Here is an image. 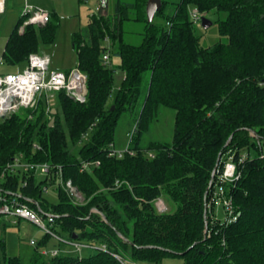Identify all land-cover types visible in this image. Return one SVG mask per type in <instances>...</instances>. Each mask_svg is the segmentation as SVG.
<instances>
[{"label":"trees","instance_id":"trees-1","mask_svg":"<svg viewBox=\"0 0 264 264\" xmlns=\"http://www.w3.org/2000/svg\"><path fill=\"white\" fill-rule=\"evenodd\" d=\"M148 1L118 0L114 15L101 9L73 34L78 67L88 78L85 103L60 92L51 109L55 116L40 103L37 110L0 123V176L20 155L51 166L48 177L33 172L8 176L4 187L21 192L20 201L31 208L54 214V230L63 238L109 250L48 259L41 253L51 239L45 235L29 264H122L113 254L135 264H161L169 258H181L184 264H264V0H180L171 15L172 2L161 0L155 18H163L164 25L148 21ZM193 9L226 14L218 30L228 42L202 47ZM50 14L47 25H30L23 33L20 17L3 50L5 65L24 66L42 45L54 43L60 22ZM131 20L145 23L138 46L124 41L123 25ZM115 47L124 74L116 91V68L103 63L104 54L112 56ZM159 106L176 111L173 142L142 148L141 136ZM128 110H139L130 148L134 154L111 157L115 128ZM245 153L241 179L225 186L232 189L238 219L225 225L207 206L217 190L216 176L205 194L216 166L221 170L229 156L238 161ZM84 162L100 164L82 171ZM59 168L83 203H74L65 185H58V204L45 198L44 188L56 185ZM24 180L27 185L21 188ZM163 197L176 208L159 214L155 201ZM0 264H24L7 257L3 239Z\"/></svg>","mask_w":264,"mask_h":264},{"label":"built area","instance_id":"built-area-1","mask_svg":"<svg viewBox=\"0 0 264 264\" xmlns=\"http://www.w3.org/2000/svg\"><path fill=\"white\" fill-rule=\"evenodd\" d=\"M4 12V2L0 1V13ZM194 22L201 20V13L197 9L190 12ZM22 25L19 32L23 33L27 26L43 27L47 25L51 19L50 12L31 5H25L21 11ZM103 63L111 66L110 53L106 52L103 56ZM51 57L44 53H33L29 56L24 67L14 72H3L1 68L5 66L3 58H0V123L12 118L14 115L25 110H37L40 103L46 107V113L49 114L54 107L56 95L64 92L66 96L77 103H85L88 97L87 82L88 78L78 65L69 71H62L51 67ZM29 118H32L30 115ZM254 135V133H253ZM109 156L123 157L125 153L134 154L130 148L125 152H116L111 146ZM36 148L38 146L36 145ZM149 157L153 154L146 153ZM248 158V154H243L238 161L235 156L231 155L226 160L223 169H217V190L214 197L207 205L209 209L214 208L215 214L213 218L219 220L220 223L228 225L234 223L238 219L237 209L233 202L232 189L226 190L225 186L236 185L241 179V165ZM99 162H84L82 171H92L93 168L99 166ZM51 166L47 163L37 164L31 163L25 159L23 155L17 156L11 163H8L0 176V219L6 223L18 225L21 221H27L37 226L44 235L50 236L58 243H62L68 247L74 248L76 251L82 249H92L95 251L109 252L105 245H92L78 243L63 238L55 230L56 216L51 213H45L38 207V210L31 208L29 205L20 201L21 192H14L12 189H6L4 183L8 176L14 177L18 174H28L31 172L40 177H48L50 175ZM55 178L58 185L64 186L74 203H83L84 198L80 191L68 181L64 183L62 170L58 169ZM21 188H25L27 180L22 181ZM48 187L44 188L43 194H47ZM220 206L224 212L225 219L221 220L217 214V206ZM155 207L159 214L169 212V208L161 198L155 201ZM35 245V242H31ZM41 253L48 259L55 258L61 254V250L43 249ZM65 254L70 253L68 251ZM122 264H127L120 256L113 254Z\"/></svg>","mask_w":264,"mask_h":264},{"label":"rangeland","instance_id":"rangeland-1","mask_svg":"<svg viewBox=\"0 0 264 264\" xmlns=\"http://www.w3.org/2000/svg\"><path fill=\"white\" fill-rule=\"evenodd\" d=\"M121 1L125 3L134 2V0ZM167 1L172 2L168 9V14L171 15L174 13L175 4L179 3L180 0ZM117 2L118 0H107L106 8H102L101 0H35V4H32L31 6L42 8L50 13H56L60 22L54 43L50 46L42 45L40 50L41 53L47 54L51 57V67L62 71H69V69L75 68L78 65V54L72 45L73 34L86 28L90 17L99 14L101 9L104 14L114 15ZM202 18H206L212 23L207 29L203 27L202 20L195 23V34L202 47L207 48L212 47L218 42H228V38L221 36L218 30V21L224 20L226 14L208 12L201 14V19ZM153 21L156 25L165 24V20L158 16ZM17 23V20L8 16L7 13L5 15H0V58L2 57L7 39ZM144 31L145 23L136 22L134 20L127 21L123 25L124 41L128 44L138 46L143 41ZM106 44L113 47V44L109 40ZM113 50L112 56L110 54V60L112 66L116 68L113 89L116 91L124 78V74L118 69L120 59L115 54L117 52V47ZM22 67L24 66L22 65L19 68ZM14 68L15 67L11 68L5 65L1 70L11 72L18 71L19 69L18 67L16 69ZM111 100L112 98L109 100V105L112 102ZM175 116L176 111L174 109L166 106H159L155 118L150 123L147 131L141 136L140 146L142 148H148L151 143H172L174 139ZM138 118L139 110H128L121 115L114 133V151L125 152L128 148L133 147L131 141ZM85 140L87 141L88 139ZM82 144L83 143L73 149L74 154L78 152ZM57 188L58 181L56 185L51 186L48 189L47 194H45V198L50 204L56 205L59 202ZM214 195L215 194H210L209 201L212 200ZM161 199L167 205L169 210L172 211L176 208L175 205L167 201L164 197ZM216 209L219 218L224 220L225 216L222 208L218 205ZM44 236L43 232L37 226L27 221H21L18 225H12L6 223L5 220L0 219V239L5 240L7 257H17L24 264L30 263L35 248L42 242ZM32 241L35 242V245L31 244ZM53 249L61 250V255H65L64 252L68 251L70 252L69 255L73 257H87L96 253L95 250L91 249L76 251L74 248L68 247L62 243L58 244V242L51 238L48 241L47 250ZM127 264L135 263L127 261ZM138 264L154 263L142 262ZM161 264H184V261L181 258H169L164 260Z\"/></svg>","mask_w":264,"mask_h":264},{"label":"water","instance_id":"water-1","mask_svg":"<svg viewBox=\"0 0 264 264\" xmlns=\"http://www.w3.org/2000/svg\"><path fill=\"white\" fill-rule=\"evenodd\" d=\"M106 3H107V0H101L102 8H106ZM161 7H162V1L161 0H149L148 1L147 7H146V11H147V17H148V21L149 22H152L154 20V18L156 16V13L160 10ZM202 25H203L204 28L207 29V28H209L212 25V23L208 19L202 18ZM112 110H114V106L112 107ZM51 114L55 116L57 114L56 109H53L51 111ZM54 122H55V118H52L51 122H50V127L54 126ZM231 139H232V137L230 138L229 141H231ZM220 159H221V155L219 156V161H220ZM217 169H218V165L214 169V172L212 174V180L209 183V186L207 188L205 196H207L210 188L213 186V179L216 176Z\"/></svg>","mask_w":264,"mask_h":264},{"label":"crops","instance_id":"crops-1","mask_svg":"<svg viewBox=\"0 0 264 264\" xmlns=\"http://www.w3.org/2000/svg\"><path fill=\"white\" fill-rule=\"evenodd\" d=\"M0 1L4 2V12L0 13V15H5L7 13L8 16L13 17L15 20H17V22L19 21V19L21 17L20 14H21V11L24 8V6L27 4L28 5L35 4L34 3L35 0H0ZM37 6H39V5H37ZM2 71L8 72L6 70H2ZM11 72H14V71H11Z\"/></svg>","mask_w":264,"mask_h":264}]
</instances>
